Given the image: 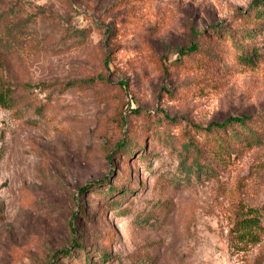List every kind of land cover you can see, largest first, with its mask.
I'll use <instances>...</instances> for the list:
<instances>
[{"label": "rangeland", "instance_id": "rangeland-1", "mask_svg": "<svg viewBox=\"0 0 264 264\" xmlns=\"http://www.w3.org/2000/svg\"><path fill=\"white\" fill-rule=\"evenodd\" d=\"M251 1L0 0V264H264V143L198 173L183 151L192 126L264 109V33L254 66L175 63ZM235 215L260 225L239 237Z\"/></svg>", "mask_w": 264, "mask_h": 264}, {"label": "trees", "instance_id": "trees-1", "mask_svg": "<svg viewBox=\"0 0 264 264\" xmlns=\"http://www.w3.org/2000/svg\"><path fill=\"white\" fill-rule=\"evenodd\" d=\"M235 19L237 24L234 27L220 24L209 27L211 35H205L203 30H192L189 44L178 48L175 62L177 68L187 69L197 76L211 80L215 70L218 71L221 67L226 68L227 63L230 62L254 66L261 57V53L250 38L264 33V0H252L247 11H237ZM210 38L216 42V48L213 50H210L205 43ZM96 78L106 81L102 75ZM94 80L95 78L91 77L85 81L93 82ZM9 89L11 87L0 76V98L3 101L13 98ZM158 119L171 121L164 110H161ZM122 120L124 122L123 117ZM192 127L202 137L199 138L196 135L190 137L184 144L183 151L190 159L187 171L193 170L198 173L203 165L201 158L205 150H210L213 154L220 150L227 154L245 147L261 146L264 143V109L256 114L230 116L220 122H211L206 127L198 125ZM188 130L186 127L185 131ZM127 141L129 138H123L117 142L116 146H121L122 151H129ZM108 152L110 155L111 150ZM107 189L109 193L112 192L109 187ZM259 225V220L254 216L238 218L235 215L233 227L230 229L240 233L239 237H244L250 228L259 227ZM74 245L81 248L78 243Z\"/></svg>", "mask_w": 264, "mask_h": 264}]
</instances>
